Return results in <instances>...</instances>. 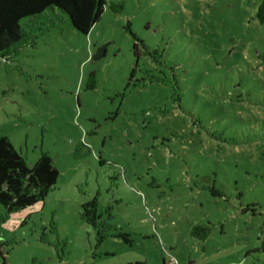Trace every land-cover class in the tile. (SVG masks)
<instances>
[{
  "label": "rangeland",
  "instance_id": "rangeland-1",
  "mask_svg": "<svg viewBox=\"0 0 264 264\" xmlns=\"http://www.w3.org/2000/svg\"><path fill=\"white\" fill-rule=\"evenodd\" d=\"M260 2L106 0L0 58V137L59 171L0 206V264H264Z\"/></svg>",
  "mask_w": 264,
  "mask_h": 264
},
{
  "label": "trees",
  "instance_id": "trees-1",
  "mask_svg": "<svg viewBox=\"0 0 264 264\" xmlns=\"http://www.w3.org/2000/svg\"><path fill=\"white\" fill-rule=\"evenodd\" d=\"M105 7L106 0H0V58L7 59L31 44L43 31L56 25L62 15L67 16L77 32L87 35ZM109 8L119 12L123 5L112 3ZM255 18L264 26V0ZM23 19L27 21L21 25ZM89 81L88 88H94L93 74ZM58 177L59 171L49 154L42 152L33 166L28 167L10 140L0 137V206L6 212L35 205L56 185ZM208 233V226L193 227V236L200 239H205Z\"/></svg>",
  "mask_w": 264,
  "mask_h": 264
},
{
  "label": "water",
  "instance_id": "water-1",
  "mask_svg": "<svg viewBox=\"0 0 264 264\" xmlns=\"http://www.w3.org/2000/svg\"><path fill=\"white\" fill-rule=\"evenodd\" d=\"M104 48H100L97 50V52L95 53V55L93 56V59L96 60V59H99L101 56H102V50Z\"/></svg>",
  "mask_w": 264,
  "mask_h": 264
}]
</instances>
